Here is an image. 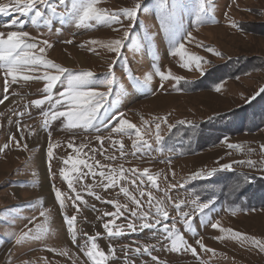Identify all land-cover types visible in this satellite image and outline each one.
Here are the masks:
<instances>
[{
  "label": "rangeland",
  "instance_id": "374dc122",
  "mask_svg": "<svg viewBox=\"0 0 264 264\" xmlns=\"http://www.w3.org/2000/svg\"><path fill=\"white\" fill-rule=\"evenodd\" d=\"M172 2L167 0L168 5ZM178 2L180 6L174 12L177 39L188 54L202 58L200 67L195 63L184 67V60L174 54L168 30L162 26L166 15L162 0H100L98 7L108 12H122L142 3L120 53L105 45L122 38L132 23L123 16V26L96 22L77 26L71 21L62 23L61 17L51 12L46 13L51 25H33L31 13L0 14V32L28 31L40 46L48 40L52 47L43 55L69 69L61 77L64 83H58L53 90V101L35 106L34 100L47 95L46 81L21 79L11 83L8 77L5 88L4 69L0 68V147L8 144L7 149L0 150V264H92L82 246L93 236L97 237L99 249L109 256L107 264H264V251L252 241L255 238L264 242V126L211 144L220 130L229 129L230 120L237 115L246 116L249 110L254 118L264 112V93L260 91L264 89V0H205L202 22L197 19L199 0ZM13 19L23 21V28L19 24L12 26ZM93 40L98 43L91 44ZM157 69L182 79L162 81ZM238 69L248 72L236 76ZM44 71L56 72L41 67L25 74L42 76ZM85 71L94 74V87L101 92L109 91L106 79H114L104 108L89 127H69L66 117L53 120L51 111L65 110L54 101L66 90L68 76ZM149 74L151 81L138 84L146 81ZM120 114L144 131L151 148L138 141L134 132L129 135L112 131ZM165 116L174 128L169 132L162 124L165 139L158 144L152 134L153 121ZM145 120L149 121L151 132L145 130ZM254 120L257 122V118ZM13 136L20 146L11 139ZM203 138L206 139L202 141ZM50 146L52 157L47 155ZM69 156L91 164L97 173L95 178L90 174L81 176L88 172L83 165L73 172L71 163L64 164ZM248 161H253L254 166ZM100 165L108 166L103 169L105 172L122 167L142 173L147 168L157 177V186L153 187L144 177L143 184L140 178L135 186L125 179L105 189L106 181L102 183L98 174ZM224 165L231 167L225 169ZM62 171L68 172L75 191L68 187ZM125 177L131 178V174L125 171ZM121 187H127L129 195ZM42 188L51 197L49 203L40 196ZM57 190L64 198L63 207L55 196ZM77 193L82 201L75 200ZM132 196L141 201V207L137 208ZM180 200L185 203L177 211L174 205ZM157 202L168 211V220L155 215ZM116 203L121 205L120 215H104L116 212ZM201 203H209L204 212L197 209ZM131 210H136L138 216L149 212L147 222L160 219V224L141 228L143 221L131 217ZM41 212L47 213V219L40 216ZM181 212H189L190 217H182ZM72 216L76 217L75 242L73 230L66 223ZM110 222L116 235L109 236L103 227ZM129 222L136 224V231L128 229ZM213 223L219 227L213 228ZM37 224L45 229L40 239L16 244L17 236ZM164 224L195 247L197 254L184 250L182 245L180 251L171 250V240L164 238ZM232 232L249 239L234 237ZM150 245L154 246L151 255L143 251ZM136 247L142 251L136 253ZM153 256L158 260H153Z\"/></svg>",
  "mask_w": 264,
  "mask_h": 264
},
{
  "label": "snow or ice",
  "instance_id": "6c2138e0",
  "mask_svg": "<svg viewBox=\"0 0 264 264\" xmlns=\"http://www.w3.org/2000/svg\"><path fill=\"white\" fill-rule=\"evenodd\" d=\"M100 0H8L7 3H0V14H8L9 12L19 13L21 16H26L28 14H32V24L36 25L38 23H43L44 25H51L52 20L47 16V12H51L53 16L61 17V22L71 21L74 22L77 26H90L92 22L96 23H104V24H121L122 21L120 19L121 16L126 18L132 23H129L123 32V37L114 39L110 41L105 47L109 50L120 53L122 49L125 47V41L130 36V30L134 27V22L137 19L139 11L142 8V3H137L132 8H126L122 12H108L106 9H102L98 7ZM178 0H173L171 5H168L167 0H162L161 7L165 9L166 15L162 20V26H164L168 30L169 39L174 45V54H178L184 60V67H189L191 64L195 63L197 67L201 66L202 58L198 56H192L187 53L185 49V45L180 43L177 39L179 35L178 28L174 27L175 25V16L174 12L177 8H179ZM58 8H62V11H58ZM206 12L205 0H199V13L197 16L198 21H203L204 13ZM12 26H16L17 24L23 28V21H18L17 19H13L10 21ZM123 26V25H122ZM233 26H237L233 24ZM189 38H191V34L188 33ZM35 38L31 36L28 31L19 30V31H10L7 34L4 32H0V68L4 69V77L6 80L5 88L8 87L9 81L8 77H11V83H17L19 80L29 81L32 79H43L46 81V85L44 87V93L47 95L44 96L43 99H36L32 103L35 106L44 105L46 101H53V90L57 86L58 83H64L61 77L64 74L69 72V69L61 67L60 65L54 63L53 61L47 59L43 53H45L46 49L52 47L48 40H43L41 43L43 46H40L37 42H34ZM71 43V41H67ZM98 41L93 40L91 44L95 45ZM38 49V52H37ZM209 51H214L209 48ZM44 69H55V74L50 73L49 71H44L42 76H33L25 73H33L39 71L40 68ZM157 74L162 81L174 79L181 80L182 77L172 76L171 72L165 74L164 71H160L157 69ZM94 74L91 71L80 72L79 74L70 75L67 78L66 82V90L59 93V97L55 99V104L59 107L65 108L63 111H51L50 115L53 120L58 117H66L68 126L75 127L78 124L84 127H89L96 120L101 110L104 108L105 99L111 93V88L114 83L113 78H108L105 81V86L109 89L108 92H101L95 89V81L92 79ZM152 75L149 74L147 76V80L140 83H147L151 81ZM163 87V85H161ZM217 91L220 89L217 88ZM261 93H264V89L260 90ZM5 98H7V93H5ZM3 100H0L2 103ZM22 115V114H21ZM117 125L112 129V131L121 134H129L131 135L134 132L135 137L138 141H140L144 146L151 148V144L148 140L144 139V131L140 127H137L136 124L129 122L127 119H124L123 114H120ZM154 123V135L155 141L160 144L164 141L165 137L162 135V124L167 126L169 132L172 131L174 125L168 123V117L165 116L163 118H157ZM180 123H184L181 121ZM145 130L151 132V127L149 125V121H144ZM11 139L20 146V141L16 140L13 136ZM98 139L103 140L102 137H98ZM72 146L71 144L69 145ZM23 147H27L23 145ZM83 147V146H81ZM229 147H239L238 145H229ZM8 144H4L0 147V150L7 149ZM121 153H123V144L120 145ZM163 149L161 148V151ZM262 150H264V146H262ZM77 152L80 151L79 148L76 149ZM48 157H52L53 151L52 146L49 147ZM109 159H113V157H109ZM72 165V171L76 172L78 170V165H83L88 169L87 173H81V176L92 175L93 178L97 175L95 171H93V166L89 164L85 159L74 160L71 156L68 159L64 160V164ZM250 166H254L253 161L247 162ZM96 164L99 165V162L96 161ZM108 166L100 165L99 177L101 178V182L105 189L115 187L117 185L118 180L130 179V183L132 185L137 184V178H140L141 184H143V178L146 177L147 181H149L153 187L157 186V177L149 173V169L145 168L143 172H139L138 169H123L122 167L117 171V169L112 168L109 172H105L103 169ZM225 169L230 168L231 165H224ZM125 171L131 174V178L125 177ZM215 171V170H213ZM62 176L64 180L67 181L68 187L70 189L73 188V181L69 178V174L67 171H62ZM203 175V174H201ZM208 175H211L209 173ZM175 187V185H173ZM121 191L127 196L129 195V189L127 187H121ZM89 194L95 195L89 190ZM144 195V192L141 191V196ZM151 202V193L148 194ZM55 196L59 200V204L61 207L64 206V198L62 193L57 190L55 192ZM96 199L99 200L100 196L96 195ZM131 199L136 203L137 208L141 207V201L137 200L135 196H132ZM75 200L82 201L83 197L77 193ZM108 203H113L112 201H108ZM185 201L180 200L179 203H175V208L177 211L181 209V205H183ZM196 204V201H193ZM117 209L116 212L113 213H104L106 216H117L120 215L121 205L119 203L115 204ZM209 208V203H201L197 205V209L200 212H204L205 209ZM77 210H79V205H77ZM182 217L189 218V212H181ZM131 217H135L141 221H143L140 225L141 228H154L160 224V219H156L154 223H148L149 212H144L141 216H138L136 210L130 211ZM156 216H162L166 221L169 218V213L164 209L160 202H157V207L155 209ZM40 216H44L47 219V213L41 212ZM35 218H33V221ZM33 221H30L32 223ZM76 221V217L72 216L66 220L67 225L73 230V242L76 240L74 224ZM112 222L105 223L103 227L108 229L109 236L116 235L117 233L113 232L112 227L110 226ZM188 223V221H186ZM189 228L191 227L190 223L188 224ZM128 229L131 231H136V224L129 222L127 225ZM213 228H218V223L212 224ZM174 228V225H173ZM45 231L44 227L40 224H37L35 228H28L27 231L23 232L22 235L17 236L15 238L16 244H20L22 241L26 239H35L38 240L41 238V235ZM221 231H231L228 229H221ZM163 232L166 234L165 239L171 240V250L180 251V245L183 246L184 250H190L194 255L197 254V250L190 244H187L182 236L178 233L172 231L167 224L163 225ZM234 237H239L244 240L249 239V237L244 236L239 232H232ZM96 236L90 238V240H86L83 248L86 250V256L89 260L92 261V264H107V260L109 256L103 251L100 250L98 244L96 243ZM253 243L258 246L262 251H264V242L255 240L252 238ZM90 242V247L88 244ZM197 244L200 247H204L200 240H197ZM129 247V246H125ZM154 248V246H145L143 251L151 255L150 249ZM207 250V249H206ZM114 252L113 250H110ZM136 253H140L142 251L141 247H136L134 249ZM66 255L67 253H61ZM153 260H158L157 257L153 256Z\"/></svg>",
  "mask_w": 264,
  "mask_h": 264
},
{
  "label": "trees",
  "instance_id": "16d2710c",
  "mask_svg": "<svg viewBox=\"0 0 264 264\" xmlns=\"http://www.w3.org/2000/svg\"><path fill=\"white\" fill-rule=\"evenodd\" d=\"M245 71H247V70L246 69H244V70L238 69V71H236L234 73V75L235 74H236V76L242 75V73ZM212 88H213V86H212ZM237 112L239 113L240 111H237ZM246 114H247L246 116H244L243 114L237 115L238 118H235L234 120H230L228 130L221 131L219 129L220 131L218 132L217 137L212 139L213 141L211 142V144L213 142L214 143L219 142L220 140H222L223 138L228 137V136H234V135H237L239 133L246 132L249 130L250 131H256L258 128L261 129L264 126V112H260L257 115L253 116L254 118H257V122H259L262 119V121L259 124L254 120V118L251 117L252 113L249 110H248V112H246ZM239 116L241 117L240 119H239ZM248 122H250V123H248ZM204 139H206V138H203L202 141ZM204 143H207V142H204ZM211 144H209V145H211Z\"/></svg>",
  "mask_w": 264,
  "mask_h": 264
},
{
  "label": "bare ground",
  "instance_id": "6f19581e",
  "mask_svg": "<svg viewBox=\"0 0 264 264\" xmlns=\"http://www.w3.org/2000/svg\"><path fill=\"white\" fill-rule=\"evenodd\" d=\"M40 176V178L42 179L43 178V176L44 175H39ZM40 193H41V198L43 199V201H45V202H50L51 201V197L49 196V194H47V190H46V188H42V189H40Z\"/></svg>",
  "mask_w": 264,
  "mask_h": 264
}]
</instances>
